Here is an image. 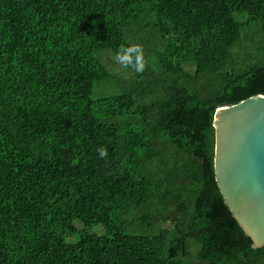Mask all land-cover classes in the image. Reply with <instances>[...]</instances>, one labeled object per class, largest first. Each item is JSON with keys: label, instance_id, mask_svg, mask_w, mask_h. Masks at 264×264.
<instances>
[{"label": "trees", "instance_id": "obj_1", "mask_svg": "<svg viewBox=\"0 0 264 264\" xmlns=\"http://www.w3.org/2000/svg\"><path fill=\"white\" fill-rule=\"evenodd\" d=\"M258 93L264 0H0V264H264L213 162Z\"/></svg>", "mask_w": 264, "mask_h": 264}, {"label": "water", "instance_id": "obj_2", "mask_svg": "<svg viewBox=\"0 0 264 264\" xmlns=\"http://www.w3.org/2000/svg\"><path fill=\"white\" fill-rule=\"evenodd\" d=\"M215 181L245 239L264 248V94L216 108Z\"/></svg>", "mask_w": 264, "mask_h": 264}, {"label": "clouds", "instance_id": "obj_3", "mask_svg": "<svg viewBox=\"0 0 264 264\" xmlns=\"http://www.w3.org/2000/svg\"><path fill=\"white\" fill-rule=\"evenodd\" d=\"M116 65L123 69H131L137 74H142L147 68L145 50L141 44L133 43L128 46L121 45L111 57ZM100 158H106L108 151L105 147L97 149Z\"/></svg>", "mask_w": 264, "mask_h": 264}, {"label": "rangeland", "instance_id": "obj_4", "mask_svg": "<svg viewBox=\"0 0 264 264\" xmlns=\"http://www.w3.org/2000/svg\"><path fill=\"white\" fill-rule=\"evenodd\" d=\"M142 145L146 149V151H150L149 147L146 145L145 142L142 140ZM75 229L76 231L74 233H66L65 234V240L68 243H73L78 239V232L86 230V232L91 233V234H97L100 235L103 233L101 226L100 225H94L90 227H83L80 223L76 222L75 223Z\"/></svg>", "mask_w": 264, "mask_h": 264}]
</instances>
